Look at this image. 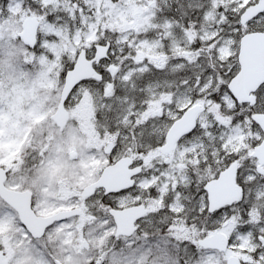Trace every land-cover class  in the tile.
I'll return each instance as SVG.
<instances>
[{
	"label": "snow or ice",
	"instance_id": "1",
	"mask_svg": "<svg viewBox=\"0 0 264 264\" xmlns=\"http://www.w3.org/2000/svg\"><path fill=\"white\" fill-rule=\"evenodd\" d=\"M0 264H264V0H0Z\"/></svg>",
	"mask_w": 264,
	"mask_h": 264
},
{
	"label": "rangeland",
	"instance_id": "2",
	"mask_svg": "<svg viewBox=\"0 0 264 264\" xmlns=\"http://www.w3.org/2000/svg\"><path fill=\"white\" fill-rule=\"evenodd\" d=\"M0 131H2V130H0Z\"/></svg>",
	"mask_w": 264,
	"mask_h": 264
}]
</instances>
